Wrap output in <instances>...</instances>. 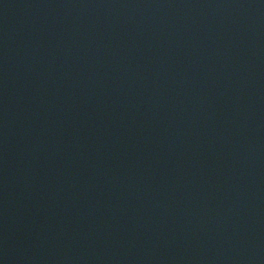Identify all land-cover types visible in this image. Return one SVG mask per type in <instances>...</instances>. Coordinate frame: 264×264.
Returning a JSON list of instances; mask_svg holds the SVG:
<instances>
[{"label": "water", "instance_id": "water-1", "mask_svg": "<svg viewBox=\"0 0 264 264\" xmlns=\"http://www.w3.org/2000/svg\"><path fill=\"white\" fill-rule=\"evenodd\" d=\"M2 264H264V0H0Z\"/></svg>", "mask_w": 264, "mask_h": 264}, {"label": "snow or ice", "instance_id": "snow-or-ice-1", "mask_svg": "<svg viewBox=\"0 0 264 264\" xmlns=\"http://www.w3.org/2000/svg\"><path fill=\"white\" fill-rule=\"evenodd\" d=\"M0 264H2V262H0Z\"/></svg>", "mask_w": 264, "mask_h": 264}]
</instances>
